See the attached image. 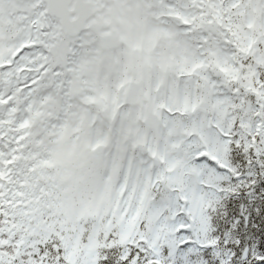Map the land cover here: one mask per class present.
<instances>
[{"label": "snow or ice", "instance_id": "snow-or-ice-1", "mask_svg": "<svg viewBox=\"0 0 264 264\" xmlns=\"http://www.w3.org/2000/svg\"><path fill=\"white\" fill-rule=\"evenodd\" d=\"M0 264H264V0H0Z\"/></svg>", "mask_w": 264, "mask_h": 264}]
</instances>
